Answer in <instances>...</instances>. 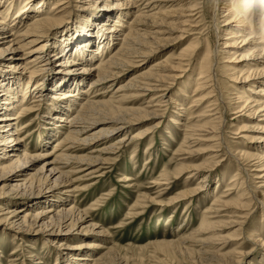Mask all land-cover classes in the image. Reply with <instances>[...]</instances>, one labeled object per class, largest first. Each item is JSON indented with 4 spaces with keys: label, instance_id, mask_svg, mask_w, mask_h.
<instances>
[{
    "label": "bare ground",
    "instance_id": "1",
    "mask_svg": "<svg viewBox=\"0 0 264 264\" xmlns=\"http://www.w3.org/2000/svg\"><path fill=\"white\" fill-rule=\"evenodd\" d=\"M9 1L11 2L9 3ZM158 1L22 0L19 6H14L12 4L15 3V0H0V183L5 182L0 188V212L2 211L0 224L3 229L14 231L13 235L15 236L30 232L35 235L40 234L45 237V240L52 239L49 236H70L79 222L82 224L87 219L85 217L87 211L80 210L81 208L79 209L75 205V194L64 195L68 191L65 186L75 181L74 173L86 169L70 165L74 163L92 165L99 163L104 158L90 153L73 154V147L81 144L90 145L94 140L95 143L102 139L111 141L114 139L113 136L118 133L122 135L115 137L114 140H120L122 143L129 135L134 123L160 115L155 109L121 106L118 102L123 95L116 100L113 97L115 94L105 100L99 97L110 91V87L99 88L100 86L120 77L126 66L133 64L143 66L145 60L163 45L164 38L159 37L162 35L161 32H157V34H152L149 31V33L142 32L141 26L146 25V21H150L152 24L160 22L170 31H180L181 36L185 33L182 26L186 25L184 23H188L190 18L195 15L192 14L195 10L194 5H188L186 2L189 0H173L175 4L168 5L162 2L157 4ZM225 3L226 13L223 15V21L226 25L225 33L223 32L222 44L224 46L222 47L229 57H231L230 54H233V59L228 64V71L230 76L235 78L232 83L233 90L239 89L231 94L237 95L239 100L237 103L235 102L238 104L237 108L243 107L239 112L245 110L243 114H247V117L261 116L257 121H264V113L260 115L261 112H264V0H225ZM75 11H82L81 15L70 27L66 28V32L63 35L59 33V38L57 37L53 41L48 39L50 30L62 24V19L67 17L65 14L71 16ZM16 24L18 25L16 26ZM61 27L59 26L58 29ZM216 31L218 32V29ZM149 34L154 36H149ZM195 42L188 43L186 51H184L187 52L190 49L192 51L197 45ZM210 52L206 50L204 56L189 68L191 71L195 68L192 73L189 72V77H196L194 89L191 88L193 85L191 80L183 90L185 92L192 90L190 103H194L193 106H203L202 103L207 100L211 102L209 99L215 96V89H209L211 88L209 81L215 78L213 73L216 72L215 62L213 63ZM55 59L57 61L53 65ZM49 64L52 66L48 67ZM189 70L186 68L184 70L181 63L175 64L169 56L159 57L147 68H142L135 74L132 73L131 78L125 84L122 83L123 85H120L113 93L130 90L131 97L147 94L150 97V102L157 100L158 103H161L166 101L163 99L165 93L161 91L170 86L169 81L176 80L177 77L182 76L183 72L186 73ZM42 71H46L50 75L53 74L47 78V82L44 78L42 80L38 78ZM47 84L49 85L46 86ZM172 98L170 95L171 101H173ZM42 100H46L50 105L47 110L49 121L46 123H51L54 127L51 129L48 126L39 130L38 137H41L44 132L47 135L39 146L45 148L49 143H52V147L45 151L42 149L39 152L31 153L26 146V135L33 127L35 119L31 116L32 118L24 123H19L34 111L37 105L33 104H38ZM213 100L217 101L218 97ZM176 104L183 111L185 110L184 102ZM218 108L213 109L215 111L213 115L220 113L217 111ZM203 109L204 107H202V111L206 112ZM192 112L193 109L190 110V114ZM178 115L181 114L172 116L174 123H180L183 120ZM241 122L242 119L239 120L238 130L248 131L250 129L249 131H259L261 134L258 139L261 144L258 147L255 146L254 152L244 151L241 156L245 159H256L257 163L250 166H256V168L246 169L248 176L251 171H256L254 172L257 174L256 178L264 180V122H256L255 125L252 122L251 124H242ZM97 123H103V126L90 131V127ZM204 123L209 124V120ZM206 124L201 126L204 129L200 131H204L203 137L209 138H201L198 141L211 143V137L218 134L213 132L218 131L220 135L219 130L213 129L219 126L217 127V124L216 126H206ZM152 127L153 124L138 128L136 135H131V139L142 137L146 133L147 136ZM28 135H32V133ZM55 137L57 139L51 142ZM188 143L190 142L188 141ZM110 144L102 143L104 146L100 151L109 153V150L119 146L117 144L120 143ZM95 151H99V149L91 150L93 153ZM205 165L208 164H198L193 168V172L208 177ZM239 167L243 168V164L239 163ZM241 168L236 170L237 175L241 173ZM204 176L201 177L198 186H202L201 183L206 179ZM126 179L127 183L132 181L130 177H126ZM244 182V176L239 180L235 178L231 186ZM249 185L248 188H250ZM77 187L75 186L71 190L76 192ZM245 188L240 187L237 190L239 194L237 199L218 198L216 200L219 201V204L215 206L216 212H219L221 210L219 208L222 206L232 208L230 212L238 214L236 219L230 218L226 222L222 219L214 221L203 215L200 229L197 228V232L208 233L209 235L205 237L206 240H212V238L216 240L214 237H217L224 243L230 237L225 234V237L221 236L222 233L219 230L239 225V228H235L229 234L234 237L240 235L236 231L241 229L242 232L243 225L247 223L251 201V199L244 200L242 198L249 192L248 188ZM187 192L185 191L180 196L188 195ZM212 206L214 205L212 204ZM233 216L235 215L233 214ZM95 225L81 227L80 232H86L89 228L97 230L95 229L97 225ZM218 226L220 229H217ZM103 231V229L98 230L96 233L101 234ZM194 235L192 234V237ZM15 236L14 239H16ZM251 236L255 241H258L257 238L260 234L252 233ZM210 242L200 241L202 244ZM259 243L264 244V239ZM69 247L77 250L78 253L69 254L70 257L61 260L60 263L64 261V264H110L112 261V258L109 260L105 257L107 253L87 252L90 247L102 248V242L95 238L81 240L80 243L72 244ZM15 251L11 250L12 256H16ZM216 251L221 261L226 259V253L220 254L219 249ZM0 252L2 251L0 250ZM38 259L35 264L43 263L40 257ZM56 263L59 264V259ZM9 264H16V262L12 261Z\"/></svg>",
    "mask_w": 264,
    "mask_h": 264
},
{
    "label": "rangeland",
    "instance_id": "2",
    "mask_svg": "<svg viewBox=\"0 0 264 264\" xmlns=\"http://www.w3.org/2000/svg\"><path fill=\"white\" fill-rule=\"evenodd\" d=\"M167 1L159 0L157 4L160 2L167 3L166 5L175 4L173 0ZM21 3L22 0H15L12 5L19 6ZM186 3L190 6L194 5L195 10L192 14L195 15L190 18L188 23H184L186 25L182 26L185 32L182 36L180 31H170L167 26L165 27L160 22L152 24L150 21H146V25L141 26L142 32L147 33L149 31L152 34L161 32L162 35L159 37L164 38L163 45L156 53L145 60L143 66H138L139 64L126 66L120 77H116L99 87H110V91L99 96L102 97L101 99H109L111 95L115 94L113 97L116 100L123 95L120 102H118L121 106L155 109L160 115H156L158 118H155L156 116L149 117L139 123H134L128 133L130 138L127 135L122 143L120 140H114L115 137L122 135L118 133L113 136L114 139L111 141L102 139L98 143H95L94 140L90 145H73V154L90 153L104 157L102 161L92 165L81 163L70 165L86 168L82 172L74 173L73 178H75V181L65 186L68 189V194H64H75V205L79 209L81 208L80 210L87 211L86 221L82 224L79 222L70 236H49L52 237L50 240H45V237L40 234L35 235L31 232L15 236L13 235L15 234L14 231H6L0 224L1 264H9L12 261H15L16 264H35L39 257L43 261L40 264H57L58 259L59 264H64V261L62 263L60 261L68 259L70 257L68 255L71 253H78L77 250L71 249L70 245L78 244L84 239L90 240L93 238L102 242V248L90 247L87 252L107 253L105 257L109 260L112 258L110 264H261V262H264V244L259 243L264 239V180L256 178L257 174H254L256 171H251L248 176L246 169L253 170L256 168V166L250 167L257 163L256 159H245L241 156L244 151L254 152L255 146L258 147L261 144V141L258 140L261 134L259 131H249L250 129L248 131L237 129L240 126L238 125L240 119H242V124H251L252 122L253 125L256 122L264 121H257L261 116L257 118H255L256 116L254 118L247 117V114H243L245 110L239 112L243 107L237 108L238 104L236 103L239 101L237 95L235 93L234 95L231 94L239 89L233 90L232 83L235 78L231 77L228 71V64L231 63L230 60L233 59V54H230L231 57H229V54L225 53L224 47H222L224 46L222 43L226 25L223 21V15L226 13L225 0H189ZM157 9L154 10L157 11ZM81 12L75 11L71 16L65 14L67 17L62 19V24L59 25L62 27L58 29L59 26H57L51 29L48 39L53 41V39L59 38V33L63 35L66 28L77 20ZM149 36L154 35L149 34ZM224 37L226 36L224 35ZM192 41H196L195 44L197 45L194 46L192 51L190 49L185 52L188 43L190 44ZM206 50L211 51L210 56H212L213 63L215 62L216 72L213 74L216 80L214 78L213 80L210 79L211 82L209 81L211 87L209 89H215V96L209 99L211 102L207 100L202 103L203 106H193L194 103H190V96L194 89L196 77H189V74L195 70L193 68L191 71L189 68L204 56ZM192 52L193 55H191ZM214 53L216 56L213 55ZM164 56H169L175 64L181 63L184 70L185 68L189 70L186 73L183 72L182 76L178 75L179 77L176 80H170L169 83L171 84L167 83L170 86L161 91L165 93L163 99L166 101L158 103L157 100H154L150 102V97L147 94L131 97L130 90L113 93L120 85L125 84L131 78L132 73L135 74L141 71L142 68H147L159 57ZM54 61L53 65L57 59ZM51 66L52 64L48 65V67ZM52 75L42 71L38 78L41 80L44 78L47 82V78ZM191 80L193 82L192 90L185 92L183 89ZM170 95L173 97V101L169 99ZM215 97H218L217 101L213 100ZM175 100L177 101L175 102ZM177 102H184V105H186L184 111L178 107ZM155 104L159 105L156 106ZM211 104L213 105L211 106ZM33 105H37L34 111L29 116L24 117L19 124L32 118L31 116L35 119L33 127L29 131L32 135H28L29 132L26 135V146L31 153H36L39 150L44 149L45 151L52 147V143H49L45 148L39 146L42 139L44 141L47 137L44 131L41 137H38L39 130L48 126L53 129L54 126L51 123H46L49 121L47 110L50 105L48 102L42 100ZM202 107L206 112L202 111ZM217 107H219L217 111L220 113L213 115L215 112L213 109ZM179 109L181 110L179 111ZM191 109H193V112L190 114ZM262 113L264 112H261L260 115ZM176 114H181L178 116L183 118L180 123H174L173 121L172 116ZM207 120H209V124L204 123ZM152 124L153 127L147 136L146 133L142 137L138 136L134 140L131 139L133 135H136L138 128L152 126ZM205 124L206 126H216V124L217 127L219 126L213 129L219 130L220 135L218 131L213 132L218 134L211 137L213 141L211 143L198 141L201 138H209L207 136L203 137L204 131H200L204 129L201 126ZM99 126H103V123H97L91 126L89 130L92 131ZM196 129L199 130L196 131ZM56 139L57 137L52 139L51 142ZM104 142L107 144H120H117L119 146H115L108 151L109 153H106L100 151L104 146L102 145ZM98 149L99 151L91 152V150ZM239 163L243 164V168L239 167ZM198 164H208L205 165L206 170H208H205L208 172V177L193 172V168ZM238 168H241L239 175L236 171ZM202 176L206 179L201 183L202 186H198L197 184L201 182ZM242 176L245 177L243 184L231 186L235 178L239 180ZM126 177L132 179L131 182H128L131 184L127 183ZM3 184L5 182L0 183V188ZM248 185L250 188L247 187ZM75 186H78V189L73 192L71 189ZM240 187H246L245 189L248 188L249 191L245 194V198H242L244 200L251 199L248 221L243 225L242 232L241 229H238L236 232H239L240 235L234 237L229 233L234 231L235 228H239V225L233 228L225 227L219 230L222 233L220 235L223 237L227 235L230 239L226 237L228 239L224 243L218 240L217 237H214L216 240L212 238L213 241L211 239L206 240L205 237L209 235L208 233L197 232L200 229L203 215L214 221L222 219L226 222L230 218L236 219L235 217L238 214L230 212L232 208L222 206L219 208L221 210L216 212L215 206L219 204V201H216L218 198L237 199L239 197L237 190ZM185 191H188L187 194H189L180 196ZM92 204L93 206H91ZM211 207L215 208L212 209ZM91 224H96L97 228L95 229L97 230L87 228L86 232H80L81 227L86 228L87 225ZM219 227L217 229H220ZM102 229L104 231L101 234L96 233V231ZM252 233L260 234L257 238L258 241H255L251 236ZM14 236L16 239H14ZM196 236L197 238H194ZM202 240L211 242L202 244L200 243ZM216 249L220 250V254L226 253L225 258L232 261L228 262L226 259L221 261ZM11 250H16V256H12ZM37 256L39 257L37 258Z\"/></svg>",
    "mask_w": 264,
    "mask_h": 264
}]
</instances>
